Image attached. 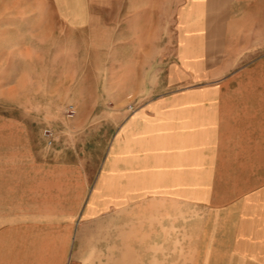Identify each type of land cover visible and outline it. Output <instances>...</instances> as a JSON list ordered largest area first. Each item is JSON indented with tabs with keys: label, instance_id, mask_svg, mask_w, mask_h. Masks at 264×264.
<instances>
[{
	"label": "crops",
	"instance_id": "1",
	"mask_svg": "<svg viewBox=\"0 0 264 264\" xmlns=\"http://www.w3.org/2000/svg\"><path fill=\"white\" fill-rule=\"evenodd\" d=\"M110 1L16 0L10 9L32 33L55 37L69 58L85 60L67 73L104 70V84L117 88L114 106L127 95L140 102L132 113L111 111L122 123L106 153L110 166L90 188L80 166L41 161L32 134L10 132L24 141L13 150L18 161L0 158V264H119L70 255L73 211L97 217L91 213L102 179L132 188L133 203H149L148 188L167 187L169 176L182 185L185 171L213 170L201 160L232 146L255 139L264 155V0ZM154 92L159 97L142 98ZM104 103L89 94V108ZM38 199L42 206L31 205ZM258 231L254 241L240 237L223 249L255 244L256 264H264V222Z\"/></svg>",
	"mask_w": 264,
	"mask_h": 264
},
{
	"label": "rangeland",
	"instance_id": "2",
	"mask_svg": "<svg viewBox=\"0 0 264 264\" xmlns=\"http://www.w3.org/2000/svg\"><path fill=\"white\" fill-rule=\"evenodd\" d=\"M15 2L0 0V158L18 161L13 150L24 139L10 132L27 131L33 135L29 141L35 158L80 166L90 188L99 169L110 166L106 153L122 123L111 111L132 113L140 99L127 95L122 107L114 106L117 88L104 84V70L100 75L67 73L70 66H87L85 60L69 58L63 51L65 43L55 37L47 40L32 33L33 28L10 10ZM152 8L158 14L157 1ZM90 93L104 99V106L89 108ZM154 97L159 93L142 98ZM68 105L74 109L72 116L65 115ZM83 116L87 120L79 123ZM247 142L201 160L202 166L214 169L185 171L182 185L169 176L167 187L148 188L149 203H133L132 188L102 179L91 213L97 217L73 211L71 258L116 257L119 264H256L255 244L223 249L240 237L254 241L264 222V155L256 149L255 139ZM122 181L126 184L127 179ZM31 205L42 202L38 199ZM57 205L59 209L64 203Z\"/></svg>",
	"mask_w": 264,
	"mask_h": 264
},
{
	"label": "built area",
	"instance_id": "3",
	"mask_svg": "<svg viewBox=\"0 0 264 264\" xmlns=\"http://www.w3.org/2000/svg\"><path fill=\"white\" fill-rule=\"evenodd\" d=\"M64 112L66 116H72L74 113V109L71 105H68L64 108Z\"/></svg>",
	"mask_w": 264,
	"mask_h": 264
}]
</instances>
